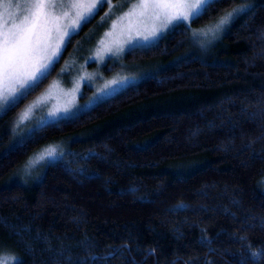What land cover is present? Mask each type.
<instances>
[{
	"label": "trees",
	"instance_id": "1",
	"mask_svg": "<svg viewBox=\"0 0 264 264\" xmlns=\"http://www.w3.org/2000/svg\"><path fill=\"white\" fill-rule=\"evenodd\" d=\"M244 2L251 11L214 43H193L192 29ZM95 17L47 79L0 115V152L8 121ZM124 58L156 69L0 160V256L7 264L14 256L22 264H253L250 252L264 250V0H222L190 28ZM54 142L62 158L32 179H9Z\"/></svg>",
	"mask_w": 264,
	"mask_h": 264
},
{
	"label": "snow or ice",
	"instance_id": "2",
	"mask_svg": "<svg viewBox=\"0 0 264 264\" xmlns=\"http://www.w3.org/2000/svg\"><path fill=\"white\" fill-rule=\"evenodd\" d=\"M221 2L222 0H120V14L112 19V0H0V9H3L0 10V113L10 111L47 79L67 44L71 42V37L78 35L104 4L109 5V12L105 13L101 21L112 19V23L95 50V56L101 62L104 61L105 54L118 58L130 50H147L158 46L163 34L181 26L190 28L192 22ZM252 7L248 3L232 7L201 28L193 29L192 39L219 38L233 21L250 12ZM125 45L129 47L126 48ZM136 79L120 76L107 80L83 105H77L73 98L62 107L53 108L46 114L42 112L36 125L30 127L25 136L10 141L4 151L0 152V160L18 151L26 140H30L42 128L79 119L88 111L95 110L99 104L124 92ZM72 91L73 94L78 92L79 84ZM44 102L45 96L41 94L27 105L18 116V126L31 120L37 110L42 111ZM58 157L62 158V154L58 153L57 147L49 146L20 167L26 174H30L29 170L40 161ZM19 176L20 170L17 169L9 179H17ZM250 257L253 264H257L258 259H264V250L250 252ZM11 259L15 264H22L18 256ZM0 264L7 262L0 261ZM241 264L245 262L242 261Z\"/></svg>",
	"mask_w": 264,
	"mask_h": 264
},
{
	"label": "rangeland",
	"instance_id": "3",
	"mask_svg": "<svg viewBox=\"0 0 264 264\" xmlns=\"http://www.w3.org/2000/svg\"><path fill=\"white\" fill-rule=\"evenodd\" d=\"M112 5V19H115V17L120 14V0H112ZM106 12H109V5L107 3L104 4L102 10L99 14H97L91 25L75 39L72 47L62 59L60 65L51 75L45 86L28 99L8 121L6 124V130L9 134V142L19 140L21 137L25 136L29 128L36 125L42 115V112L43 114H46L53 108L62 107L66 102L73 98L75 99V103L77 105L85 104L89 97H91L98 88L102 87L107 80L119 78L120 76L136 77L137 79L130 83L132 84L146 72L152 73L155 71L156 65L140 68L138 66L139 63L132 64L126 61L124 58L125 54L119 56L118 58L109 57L105 54L103 62L95 56V50L99 47V41L104 38L105 32L109 31L111 28L112 19L101 21V18L105 16ZM196 29H199V27ZM165 34H163V36ZM219 37H221V35ZM217 39L213 40L211 38L206 39L204 37H198L193 40V43L201 49L206 48L207 45L214 43ZM125 47L128 48L129 46L125 45ZM77 84H79V91L73 94L72 90L76 88ZM85 87H89L87 91L85 90ZM41 94H44L45 96L42 111L37 110L31 120L25 121L23 125L18 126L17 121L19 114L26 108L27 105H29L37 97L41 96ZM1 114L2 113H0V115ZM49 146H56L58 153H62L63 146L61 143H49L35 150L25 159L24 162L28 161L30 158L34 159L36 155H39ZM51 161L53 160L40 161L37 166L32 167L29 170L30 174H26L24 169L20 167V176L18 179L20 180L25 178L27 180L32 179V176L36 177V171ZM7 260V257L0 256V261L7 262Z\"/></svg>",
	"mask_w": 264,
	"mask_h": 264
}]
</instances>
